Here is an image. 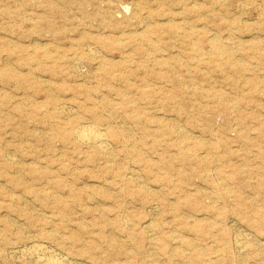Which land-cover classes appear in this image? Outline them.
I'll return each instance as SVG.
<instances>
[{
	"label": "rangeland",
	"instance_id": "1",
	"mask_svg": "<svg viewBox=\"0 0 264 264\" xmlns=\"http://www.w3.org/2000/svg\"><path fill=\"white\" fill-rule=\"evenodd\" d=\"M43 257L264 264V0H0V264Z\"/></svg>",
	"mask_w": 264,
	"mask_h": 264
},
{
	"label": "bare ground",
	"instance_id": "2",
	"mask_svg": "<svg viewBox=\"0 0 264 264\" xmlns=\"http://www.w3.org/2000/svg\"><path fill=\"white\" fill-rule=\"evenodd\" d=\"M221 46V45H220ZM218 49V48H217ZM219 50V49H218ZM79 127V126H78ZM76 128V127H75ZM74 128V130H76ZM83 128V127H82ZM79 129V128H77ZM98 130V129H97ZM77 131V132H76ZM74 133H77L78 138L81 139V141L87 142V143H92L93 146L96 145L97 147L101 148V150L103 149V151L106 148V141L104 138V135H102L101 133L97 132L94 127L89 128L88 129L84 128L81 130H76ZM71 132V134L73 133ZM73 135V134H72ZM91 145V144H90ZM94 146V147H96ZM108 147V146H107ZM243 244V243H242ZM42 249V247H40ZM29 251V250H28ZM50 254V253H49ZM33 256V255H32ZM44 256V255H43ZM27 260V259H26ZM43 264H61L62 262L59 261L57 258H51V257H46V258H41L40 260ZM61 262V263H60Z\"/></svg>",
	"mask_w": 264,
	"mask_h": 264
}]
</instances>
